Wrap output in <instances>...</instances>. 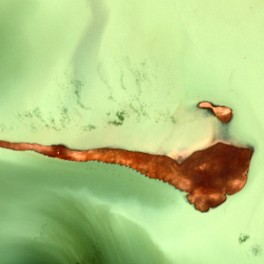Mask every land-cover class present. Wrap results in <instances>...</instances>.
I'll return each instance as SVG.
<instances>
[{
  "label": "rangeland",
  "instance_id": "374dc122",
  "mask_svg": "<svg viewBox=\"0 0 264 264\" xmlns=\"http://www.w3.org/2000/svg\"><path fill=\"white\" fill-rule=\"evenodd\" d=\"M170 24L129 43L108 30L103 51L80 32L0 49V161L148 195L202 233L209 264H264V60L249 82L238 64L210 74L177 51L159 98Z\"/></svg>",
  "mask_w": 264,
  "mask_h": 264
},
{
  "label": "water",
  "instance_id": "95a60500",
  "mask_svg": "<svg viewBox=\"0 0 264 264\" xmlns=\"http://www.w3.org/2000/svg\"><path fill=\"white\" fill-rule=\"evenodd\" d=\"M159 19L171 21L159 98V70L177 51L210 74L238 64L249 82L255 59L264 60V0H0V49L68 47L67 36L80 32L101 34L103 51L106 31L129 43ZM165 53L173 57L164 61ZM34 166L0 161V264L210 263L202 233L159 200Z\"/></svg>",
  "mask_w": 264,
  "mask_h": 264
}]
</instances>
